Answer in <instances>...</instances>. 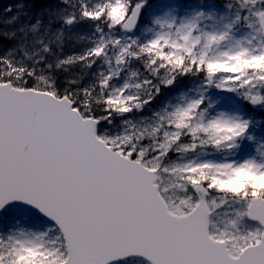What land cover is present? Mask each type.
Listing matches in <instances>:
<instances>
[{
    "label": "snow or ice",
    "instance_id": "obj_1",
    "mask_svg": "<svg viewBox=\"0 0 264 264\" xmlns=\"http://www.w3.org/2000/svg\"><path fill=\"white\" fill-rule=\"evenodd\" d=\"M0 264H264V0L0 8Z\"/></svg>",
    "mask_w": 264,
    "mask_h": 264
},
{
    "label": "rangeland",
    "instance_id": "obj_2",
    "mask_svg": "<svg viewBox=\"0 0 264 264\" xmlns=\"http://www.w3.org/2000/svg\"><path fill=\"white\" fill-rule=\"evenodd\" d=\"M8 1H9V4L15 3V0H8Z\"/></svg>",
    "mask_w": 264,
    "mask_h": 264
}]
</instances>
